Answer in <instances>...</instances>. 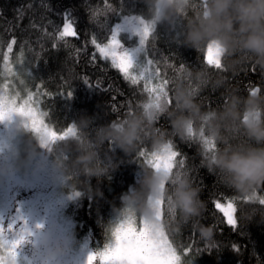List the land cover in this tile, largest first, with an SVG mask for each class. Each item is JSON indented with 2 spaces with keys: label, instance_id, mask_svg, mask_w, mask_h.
I'll return each instance as SVG.
<instances>
[{
  "label": "trees",
  "instance_id": "trees-1",
  "mask_svg": "<svg viewBox=\"0 0 264 264\" xmlns=\"http://www.w3.org/2000/svg\"><path fill=\"white\" fill-rule=\"evenodd\" d=\"M64 13H69V18L75 21L80 39L58 38L65 21ZM125 15L151 19L147 0H0V87L9 79L19 88L20 78L23 83L19 90L23 88L36 94L37 107L47 124L58 133L85 117L93 121L91 130L110 124L122 117L133 99L139 100L145 91L126 81L110 60L97 53L90 41L95 38L97 43H106L115 23ZM185 23L183 20L155 23L145 52L146 57L154 61V69L159 65L157 74L160 71L170 78L181 74L177 68H188L194 73L202 70L203 58L184 43ZM127 37L128 34L122 33L125 43L136 44V37L130 36L131 40ZM13 38L16 42L9 53ZM93 54L95 62H92ZM5 56L10 60H5ZM16 57H21L22 65L17 63ZM217 75L211 72L213 80ZM223 75L229 78V85L239 88V94L244 96L252 86L264 83L259 69L236 76L231 72ZM85 77L89 83L84 81ZM19 90L13 92L17 94ZM223 92V87L213 90L209 86L199 99L207 107H220L224 102ZM157 126L170 129L166 117H161ZM65 139L53 143L52 161L56 158L53 148H59ZM175 144L181 154L178 160L184 161L181 167L188 169L194 186L200 187V198L207 207L200 216L187 221L178 215L170 218L171 235L165 238L170 239L177 253L190 264H264V203L241 199L232 188L220 182L218 175L202 167L198 144L183 142L178 137ZM23 147L20 157L27 152L25 148L31 149L28 161L41 149L35 138L24 140ZM74 155L65 153L66 158ZM101 158L106 166L115 165V168L107 176L87 180V187L79 186L80 196L74 195L71 178L66 179L63 186L67 197L64 212L74 225V236L77 241L87 240L94 252L112 242L109 229L122 223L117 211L122 207L121 196L136 184L140 173L137 154L129 156L108 142L101 149ZM80 180L85 178L80 177ZM97 191L103 195H96ZM256 196L257 200L264 197V190ZM226 198L236 199L239 223L235 228L225 222L214 204L216 199L226 202ZM204 226L212 229L211 239L201 236L200 228Z\"/></svg>",
  "mask_w": 264,
  "mask_h": 264
},
{
  "label": "clouds",
  "instance_id": "clouds-1",
  "mask_svg": "<svg viewBox=\"0 0 264 264\" xmlns=\"http://www.w3.org/2000/svg\"><path fill=\"white\" fill-rule=\"evenodd\" d=\"M147 5L151 23L186 21L184 43L201 55L202 70L194 73L183 68L180 75L168 78L165 86L133 99L123 116L108 125L91 130L93 121L87 117L74 123L76 135L53 148L56 158L51 171L54 179L71 178L72 191L80 196L79 186L87 187V180L107 176L115 168L106 166L101 158L106 142L129 156L137 154V182L122 194V207L117 211L122 222L147 223L153 236L162 238V232L171 235L170 218L178 215L187 221L207 207L188 169L177 167V137L198 144L201 166L218 175L241 199L261 203L256 194L264 190V83L252 86L244 96L239 88L229 85L223 73L236 76L259 69L264 76V0H147ZM211 72L218 74L215 80ZM209 86L224 88L220 107H207L199 99ZM0 91L19 98L7 88ZM161 117L167 118L170 129L157 126ZM142 149H147V156L141 160ZM28 152L30 148L19 158L24 164ZM68 152L75 155L66 158ZM20 166L3 163L0 176L13 175ZM44 168L41 165V170ZM96 195L103 193L97 191ZM119 225L109 229L110 240ZM200 233L206 239L213 235L208 226L201 227ZM26 236L23 233L10 240L0 228V264H20L18 250ZM17 241L21 243L17 245ZM70 247L69 240L48 238L37 251L56 264ZM180 264L190 262L180 255Z\"/></svg>",
  "mask_w": 264,
  "mask_h": 264
},
{
  "label": "rangeland",
  "instance_id": "rangeland-1",
  "mask_svg": "<svg viewBox=\"0 0 264 264\" xmlns=\"http://www.w3.org/2000/svg\"><path fill=\"white\" fill-rule=\"evenodd\" d=\"M141 21L152 27L155 25L150 19L142 16L125 15L115 23L111 33L112 35L119 30V39L123 45L121 51L130 54L137 71L142 70L150 62L145 52L147 40L144 45L141 44ZM122 33L128 34L129 40L132 39L131 37H136V44L125 43L121 38ZM110 39L111 36L106 43ZM103 44L105 43L101 45ZM96 51L99 54L97 49ZM16 59L19 61L17 63L22 65L21 57ZM151 69H154L152 65ZM18 79L20 88L23 82ZM4 85L0 90L7 88L10 93L19 90L12 80L6 79ZM0 95H3L2 91ZM16 95L21 101L29 95L33 96L34 106L39 109L34 92L22 88ZM29 138H35L41 149L37 156L31 157L28 163L24 164L19 160L20 150L24 148L23 141ZM53 143L42 133L34 131L27 118L20 114L14 113L5 119H0V165L3 163L21 165L15 174L8 177L0 176V228H3L4 235L10 240L27 233L26 238L22 237L24 242L18 250L20 264H52L43 253L37 251L41 243L48 238L70 241L69 253L60 258L56 264H87L88 256L95 252L87 240H76L74 225L65 215L67 197L63 193V186L66 184V179L53 178L50 159ZM49 144L52 146L49 147ZM41 165L45 166L44 170H41ZM161 237L165 238L163 232Z\"/></svg>",
  "mask_w": 264,
  "mask_h": 264
},
{
  "label": "snow or ice",
  "instance_id": "snow-or-ice-1",
  "mask_svg": "<svg viewBox=\"0 0 264 264\" xmlns=\"http://www.w3.org/2000/svg\"><path fill=\"white\" fill-rule=\"evenodd\" d=\"M64 18L65 22L62 30L58 33V38L60 40H64L66 37L80 39V33L77 31L76 23L73 19L69 18V13H64ZM141 24V44L144 45L148 37L152 34L153 27L143 21H141ZM15 42V38H13L11 44L8 46L9 53L12 52V45ZM90 42L98 50L100 56L105 60H110L112 66L132 86H141L146 93H151L156 87L167 84V76L160 71L157 74L159 65H157L156 69L150 70L154 61H150L142 70H136L137 66L133 62L130 54L127 51H121L123 45L119 39V30L111 35L108 43L101 45L97 43L95 38L91 39ZM95 58V54H93L92 62H95ZM7 59L8 57L5 56V60ZM169 67L175 66L169 65ZM176 70L182 71L183 69L177 68ZM84 81L89 83L87 77L84 78ZM71 94V91L67 93L69 96ZM33 100L34 98L31 95L23 99L22 102H20V98L0 95V119H5L14 113L20 114L27 118L34 131L42 133L51 142L76 135L74 126L58 134L56 130L45 122L43 112L34 106ZM173 154L175 155L176 152ZM146 156V150H142L140 157L145 159ZM179 157H181L180 153L176 155L178 168L184 163L183 160H178ZM258 200L264 203V197ZM214 204L216 210L225 218L226 223L233 228L238 226L239 221L235 216V213L238 211L235 206V198H226V203H221L219 199H216ZM19 243L21 241L16 242L17 245ZM87 264H180V255L169 240L163 237H154L147 223L137 226V222L126 220L116 228L111 243L98 252L88 256Z\"/></svg>",
  "mask_w": 264,
  "mask_h": 264
}]
</instances>
